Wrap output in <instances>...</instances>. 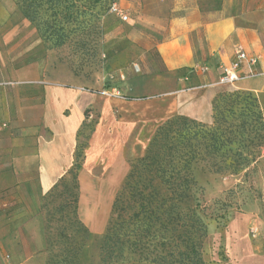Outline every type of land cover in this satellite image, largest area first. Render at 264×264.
<instances>
[{"label":"rangeland","instance_id":"rangeland-1","mask_svg":"<svg viewBox=\"0 0 264 264\" xmlns=\"http://www.w3.org/2000/svg\"><path fill=\"white\" fill-rule=\"evenodd\" d=\"M122 1L126 6L129 2L135 3L125 10L129 16L127 21L110 12L108 0H0V98L8 101L5 119L8 126L0 136L3 144H8L9 157L16 139H21L26 147H36V134L29 129L36 127L37 132L41 131L45 84L70 86L88 94L57 93L56 102L67 104L62 111L71 114L74 120L86 106L85 119L77 133L81 170L86 167L98 122L93 113L100 103L99 97L93 94L102 95L103 90L121 79L120 71L110 64L112 57L131 45L144 48L155 42L147 38L151 33L143 17L145 1ZM137 19L138 24H135ZM132 55L145 61L153 57L134 52ZM250 80L245 78L238 83ZM215 89L216 95L234 90L249 92L237 84L218 85ZM251 110L256 127L253 144L248 149L256 151V169L247 176H242L244 172L239 176L214 173L202 164L195 169V177L203 188L198 196L213 205L217 199L228 203L226 218L206 220L208 237L203 257L209 264H264V121L257 120V104L251 106ZM260 112L263 116L262 109ZM113 113L116 117L121 115L117 108ZM159 123L161 121L152 120L139 124L114 165L109 164L111 153L108 151L100 150V154L92 151L99 157L87 168V177L89 181L95 180V189L85 187L83 207L88 209H84L83 217L79 211L88 230L77 221L74 196L63 186L68 182L73 186L74 172L67 174L53 192L42 193L37 182V161L26 167L30 171L29 183L7 191L9 198L5 208L8 210L4 213V217L16 225V230L4 241L5 249L16 255H0V264H14L32 255L34 257L26 264H105L100 246L111 203L129 171V162L145 153L147 144L136 154V139L149 137ZM21 128H25L23 133L19 131ZM43 134L48 137L50 131L44 129ZM116 172L120 178L112 183L109 180ZM99 189L105 196L111 189L110 197L99 198ZM96 209L99 213L93 214ZM101 219L102 223H96ZM109 264L156 263L136 256Z\"/></svg>","mask_w":264,"mask_h":264},{"label":"crops","instance_id":"crops-1","mask_svg":"<svg viewBox=\"0 0 264 264\" xmlns=\"http://www.w3.org/2000/svg\"><path fill=\"white\" fill-rule=\"evenodd\" d=\"M144 1L143 17L151 33L147 38L152 41L154 39L155 42L152 46L144 48L131 45L129 48L120 49L112 57L110 64L113 69L120 71L121 79L111 87L115 86L124 92L122 96L104 94L98 96L89 93L93 94V97H99L100 103L93 113V117H97L98 122L90 142L89 158L86 167L79 173L81 183L79 211L82 217L86 208L83 207L85 187L90 186L95 189L93 185L95 180L89 181L87 168L97 160L102 150L111 153L109 164L114 165L120 160V152L125 150L134 131L141 123L152 120L162 123L177 114L211 122L212 101L217 93L215 87L218 85L206 84L217 80L220 74L218 65L230 64L234 61L238 47L249 53L261 55L262 59L257 69L264 71V0ZM119 2L125 10L135 6L132 2L127 6L122 0ZM137 22L138 19L134 21L135 24H138ZM133 52L140 56L147 54L153 57L145 61L143 58L133 57ZM198 63L210 64L212 68L207 74H194L189 81H182L180 71ZM246 79L252 80L244 84H239L238 81L233 86L237 84L239 88L253 92L258 97L264 115V75ZM45 85L44 109L40 115L41 131L37 132L36 127L29 129L32 134H36L34 137L36 147H26L20 142L21 139H16L17 142L12 145L9 157L8 144H3L0 136V255L2 256L16 255V252L6 251L4 244V241L16 230V225L4 217V213L8 210L5 208L9 198L7 191L14 186L19 188L24 186L25 182L29 183L30 171L26 167L37 161L38 187L42 193H46L75 162L77 133L85 119L86 106L79 111L74 120L71 114L66 115L62 111L67 104L57 103L56 94L75 96L76 93L81 95L88 93L70 86ZM7 104V100L0 98V121L6 119ZM114 108L121 113L119 117L113 113ZM104 119L105 124H103ZM4 129L0 127V134ZM44 129L50 131L48 137L43 134ZM24 130L25 128L19 129L21 133ZM152 135L153 133L150 132L149 137L136 139L134 149L137 155ZM93 150L99 151V154L94 155ZM117 173L110 178V182L115 183L120 178V174ZM87 182L92 184L86 185ZM99 190V198L110 197L111 189L106 192V196L105 192L102 193V189ZM95 213L98 214L99 210L96 209L93 214ZM102 220L96 223H102ZM97 230L101 231L98 228ZM32 257L34 256H28L14 264H26Z\"/></svg>","mask_w":264,"mask_h":264},{"label":"trees","instance_id":"trees-1","mask_svg":"<svg viewBox=\"0 0 264 264\" xmlns=\"http://www.w3.org/2000/svg\"><path fill=\"white\" fill-rule=\"evenodd\" d=\"M113 1L108 0L109 8ZM189 69H182L180 75ZM255 103L257 120L264 121L258 97L250 91L234 90L214 97L211 122L177 114L156 127L145 153L129 162V171L113 200L100 246L105 264L136 256L156 264H209L203 257L206 220L226 218L228 203L217 199L215 206L198 196L203 188L195 169L202 164L211 172L236 176L243 172L242 176H247L256 169V151L248 149L256 127V119L251 118ZM80 157L77 143L73 166L47 192H53L74 172L73 186L69 182L63 186L74 196L77 221L88 230L79 215Z\"/></svg>","mask_w":264,"mask_h":264},{"label":"built area","instance_id":"built-area-1","mask_svg":"<svg viewBox=\"0 0 264 264\" xmlns=\"http://www.w3.org/2000/svg\"><path fill=\"white\" fill-rule=\"evenodd\" d=\"M110 12L123 21H127L129 16L125 9L120 5L118 0H114L110 6ZM262 56L259 54H252L245 49L238 47L235 53V59L230 64H220L217 68L220 74L216 81L208 83V86L214 85H233L238 81L264 75V71L257 69ZM212 66L207 63H198L189 69V72L181 76V80L187 82L194 74H207ZM102 94L108 96H122V91L113 86L111 89L107 88L102 91ZM8 126L6 121H0V127L6 128Z\"/></svg>","mask_w":264,"mask_h":264}]
</instances>
